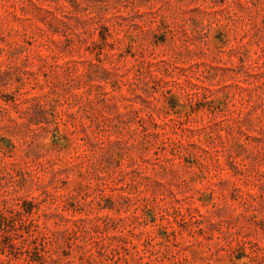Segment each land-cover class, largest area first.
<instances>
[{
  "label": "rangeland",
  "instance_id": "1",
  "mask_svg": "<svg viewBox=\"0 0 264 264\" xmlns=\"http://www.w3.org/2000/svg\"><path fill=\"white\" fill-rule=\"evenodd\" d=\"M0 213L7 264H264V0H0Z\"/></svg>",
  "mask_w": 264,
  "mask_h": 264
},
{
  "label": "trees",
  "instance_id": "2",
  "mask_svg": "<svg viewBox=\"0 0 264 264\" xmlns=\"http://www.w3.org/2000/svg\"><path fill=\"white\" fill-rule=\"evenodd\" d=\"M19 213V211H17ZM7 219H9L8 215H5L3 213H0V222H5ZM0 264H7L3 260L0 259Z\"/></svg>",
  "mask_w": 264,
  "mask_h": 264
}]
</instances>
